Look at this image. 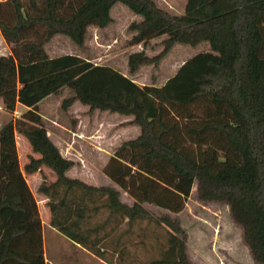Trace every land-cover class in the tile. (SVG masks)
<instances>
[{
  "label": "trees",
  "instance_id": "16d2710c",
  "mask_svg": "<svg viewBox=\"0 0 264 264\" xmlns=\"http://www.w3.org/2000/svg\"><path fill=\"white\" fill-rule=\"evenodd\" d=\"M116 3L141 17L128 26L131 45L165 36L158 54L128 55L129 74L157 66L176 43L206 42L210 51L184 60L159 86L139 85L78 55L48 56L45 45L56 34L84 47L88 27L111 23ZM0 32L10 49L0 55L2 110L25 109L0 125V264H43L39 214L19 168L15 132L38 154L28 157L24 172L45 166L55 175L38 187L50 225L94 256L117 253L112 263L130 264L138 261L130 248L142 247L147 264H194L185 250L186 230L169 213L184 208L196 183L200 201L228 205L254 264H264V0H186L182 14L154 0H2ZM64 87L73 94L62 99V110L79 102L88 114L130 116L126 124L139 128L103 166L112 185L66 175L74 162L51 141L38 110ZM119 190L131 204L120 200ZM144 204L169 213L155 214ZM99 209L104 218L89 222ZM142 222L160 231L142 230L141 236L134 226ZM106 226L117 235L111 238ZM23 232L24 254L12 255L9 247Z\"/></svg>",
  "mask_w": 264,
  "mask_h": 264
},
{
  "label": "rangeland",
  "instance_id": "374dc122",
  "mask_svg": "<svg viewBox=\"0 0 264 264\" xmlns=\"http://www.w3.org/2000/svg\"><path fill=\"white\" fill-rule=\"evenodd\" d=\"M154 1L159 7L172 14H182L186 3V0ZM110 15L112 22L106 27H88L84 47L79 48L67 36L56 34L46 44L47 52L54 56L78 55L92 62L116 68L124 75L136 80L139 85L154 83L159 86L176 71L181 62L198 52L210 51L206 42L196 46L176 43L157 66L143 65L135 74H129L128 55L140 50H144L148 56L158 54L162 49L160 42L165 36L155 37L146 45H131L132 33L129 32L128 26L134 20L139 21L141 17L134 15L122 3L114 4ZM71 94H73L72 90L64 87L58 95H52L39 105L38 110L43 118L47 134L61 154L74 162L69 175L86 180L92 185H111L103 180V166L108 161L109 153L112 155L116 147L114 144L131 138L132 134L122 129L125 123L121 121V118H117L120 116L117 113L113 114L115 119L95 111L88 114V107L79 102H74L65 111L62 110L60 107L62 99ZM24 110L22 105L15 107L9 115L0 110V123L6 122L9 118L17 120ZM14 137L21 154L31 151L24 149L18 132H15ZM45 172L47 177L52 176L49 170L46 169ZM123 196L125 200L130 199L126 195ZM38 204L40 217L46 223L45 254L49 264H105L100 263L99 259L107 263L106 257L86 254L80 244L66 239L63 234L50 227L47 210L44 213L40 199ZM144 206L155 214L167 212L150 204H144ZM169 214L172 217L177 216L181 226L186 230L185 250L194 264H254L250 251L244 243L242 229L231 217L228 205L219 201H200L196 183L192 187L184 208L178 214ZM104 216L105 212L99 209L89 222L96 224ZM143 226L144 222L136 224L134 231L141 236L142 230L144 235H153L152 232L160 231L153 225L147 224L142 228ZM104 228L108 229L111 238L117 235V232L108 226ZM122 238L126 237L122 236ZM130 252L138 258L137 262L130 264H147L148 257L142 247L130 248Z\"/></svg>",
  "mask_w": 264,
  "mask_h": 264
},
{
  "label": "crops",
  "instance_id": "0c3cea01",
  "mask_svg": "<svg viewBox=\"0 0 264 264\" xmlns=\"http://www.w3.org/2000/svg\"><path fill=\"white\" fill-rule=\"evenodd\" d=\"M0 1H2V0H0ZM51 40V39H50ZM49 40V41H50ZM48 41V42H49ZM45 47H46V45H45ZM9 51H10V49H9V46H8V44L6 43V41H5V39H4V37L2 36V34H1V32H0V55H4V54H7V53H9ZM45 51H46V53L48 54V56L49 57H55L54 55H52V53H48L47 51V48H45ZM94 63H96V62H94ZM182 63V62H181ZM180 63V64H181ZM179 64V65H180ZM109 66V65H108ZM111 67V66H110ZM113 68V67H112ZM114 69H116V68H114ZM119 71V70H118ZM119 72H121V71H119ZM122 73V72H121ZM123 74V73H122ZM133 80V79H132ZM134 82H136L137 83V81L136 80H133ZM166 81V80H165ZM164 81V82H165ZM163 82V83H164ZM162 83V84H163ZM138 84V83H137ZM161 84V85H162ZM52 95H49V96H47L46 98H44L42 101H44L45 99H47V98H49V97H51ZM41 101V102H42ZM41 102L39 103V105L41 104ZM17 106H19V104H17L16 105V107ZM24 108V107H23ZM0 110H2V106H1V100H0ZM95 112H97V113H102V114H104V115H107V116H111L112 118H114L115 119V116L112 114V113H108V112H99V111H95ZM117 118H121L122 120L121 121H123L124 123H125V126H122V129H124V130H126L127 132H130L131 134H132V137L131 138H128V139H132V138H134V137H136L138 134H139V128H138V126H136V125H132V124H126V122H128V121H130L131 119H132V117H130V116H119V117H117ZM122 122V123H123ZM0 125H1V123H0ZM20 135V134H19ZM21 136V135H20ZM21 143H22V145H24V149H26L27 151H29V150H31V147H30V145H29V143L27 142V140L23 137V136H21ZM120 140H122V139H120ZM123 140H127V139H123ZM121 142V141H120ZM118 144H120L119 142H118ZM118 144H114V146H117ZM56 146V145H55ZM57 147V146H56ZM60 151V150H59ZM16 152H17V158H18V164H19V168H20V170H21V172H22V176H23V178H24V180H25V182H26V184H27V186H28V189H29V191H30V193H31V195H32V197L34 198V200H35V204H36V207H37V211H38V214H39V219H40V225H41V248H42V257H43V264H49V261H47V257H46V254H45V225H46V223L42 220V218L40 217V212H39V204H38V199H40V202H41V205L43 206V208H44V213H46V211L45 210H47V213H48V220H49V217H50V212H49V210H48V208L46 207V205H45V202H46V196L43 194V193H41V192H38V187H39V185H40V183H41V181H42V179H44L45 181H47V182H50V181H53L54 179H55V175H54V173L49 169V168H47V167H45V166H41V167H39L36 171H34V172H32V173H25L24 172V169H23V167H24V164L28 161V157L29 156H33V157H38V154L37 153H34L32 150L28 153H26V154H21L20 153V150H19V147H18V145H16ZM60 153H61V151H60ZM111 156V153H109V156H108V159H109V157ZM49 170L51 173H52V176H48L47 177V175H46V172H45V170ZM71 170H72V167L66 172V175L68 176V177H70V178H76V179H79V180H81V181H83V182H85V183H88L86 180H83V179H80V178H78V177H75V176H71V175H69V173L71 172ZM102 177H103V180L105 181V182H107V183H110L111 185H112V183L110 182V180L105 176V175H103V173H102ZM49 178V179H48ZM88 184H91L92 185V183H88ZM104 185V184H103ZM94 186H98L97 184H94ZM113 186H115V185H113ZM116 187V186H115ZM117 188V187H116ZM118 189V188H117ZM120 191V200L122 201V202H125V203H127V204H131V199H129V200H125L126 198H124V196L123 195H126L127 196V194L125 193V192H123V191H121V190H119ZM50 225V224H49ZM50 227H52L51 225H50ZM20 237H21V240H19V242L17 243V242H15V243H12L11 244V246L9 247V252L10 253H12V255L13 254H15L16 252L20 255V256H22V254H24V232H23V234L22 235H20ZM66 239H68L67 237H66ZM16 240H17V238H16ZM81 247V246H80ZM25 248H26V245H25ZM81 248H83V251L86 253V254H91L92 256H93V254L92 253H90L88 250H86L84 247H81ZM186 254H187V250H186ZM11 255V259L12 260H14L13 258H14V256H12ZM116 256H117V253H115L113 256H107V263L104 261V260H102V259H99V261H100V263H105V264H112V262L115 260V258H116ZM188 256V255H187ZM10 258V257H9ZM188 259H189V256H188ZM191 262H192V260L191 259H189ZM15 261V260H14ZM19 263H20V261H18ZM22 263V262H21ZM192 263H194V262H192Z\"/></svg>",
  "mask_w": 264,
  "mask_h": 264
}]
</instances>
